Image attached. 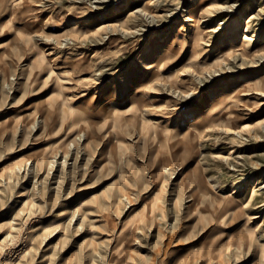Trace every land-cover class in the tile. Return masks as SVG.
I'll use <instances>...</instances> for the list:
<instances>
[{
  "label": "rangeland",
  "instance_id": "1",
  "mask_svg": "<svg viewBox=\"0 0 264 264\" xmlns=\"http://www.w3.org/2000/svg\"><path fill=\"white\" fill-rule=\"evenodd\" d=\"M169 1L0 0V264H264V0Z\"/></svg>",
  "mask_w": 264,
  "mask_h": 264
},
{
  "label": "bare ground",
  "instance_id": "2",
  "mask_svg": "<svg viewBox=\"0 0 264 264\" xmlns=\"http://www.w3.org/2000/svg\"><path fill=\"white\" fill-rule=\"evenodd\" d=\"M133 1V0H132ZM140 1V0H139ZM142 2H141V7H140V9H138L136 12H137V14L138 13H142V14H144V15H150L151 13H149L150 12V8H149V6L151 5V0H141ZM164 1V0H163ZM171 1V0H170ZM169 1V2H170ZM189 1V0H188ZM219 1V0H218ZM70 2V1H69ZM72 2V1H71ZM78 2V1H77ZM76 2V3H77ZM158 2V1H157ZM190 2V1H189ZM188 2V3H189ZM260 2V1H259ZM258 2V3H259ZM173 3V2H172ZM155 4V3H154ZM190 4V3H189ZM51 5V4H50ZM236 5V4H235ZM257 5V4H256ZM42 6V5H41ZM154 6V5H153ZM168 6V5H167ZM207 6V5H206ZM3 7V6H2ZM45 7V6H44ZM72 7V6H71ZM155 7H156V5H155ZM40 8V7H39ZM187 8V7H186ZM194 8V7H193ZM215 8V10L216 9H221V8H224L223 6H221V5H215V6H212V7H207V9H200L199 10V12L195 15V14H193V15H190L189 17H187V21L186 22H189V26H191V27H195L194 29H193V31H192V33L190 34V36H189V39L190 40H192V42L193 43H195V46L196 47H199V43H200V41H201V39H202V35H203V32H204V30H200V22H201V18H203V16H201L202 14H204V13H209V12H211L213 9ZM33 9V8H32ZM6 10V9H5ZM43 10V9H42ZM173 10V9H172ZM194 10V9H193ZM261 10V9H260ZM259 10V11H260ZM186 11V10H185ZM191 11H192V9H191ZM263 11V10H262ZM57 12V11H56ZM134 12V11H133ZM132 12V13H133ZM190 12V11H189ZM184 13V12H183ZM119 14V13H118ZM136 14V15H137ZM172 14V13H171ZM253 14V13H252ZM7 15V14H6ZM159 15V14H158ZM258 15H260V14H258ZM3 16V15H2ZM152 16V15H151ZM218 16V15H217ZM216 16V17H217ZM154 17V16H153ZM157 17V16H156ZM155 17V18H156ZM162 17V16H161ZM175 17V16H174ZM181 17V16H180ZM205 17H207V16H205ZM213 17V16H212ZM215 17V16H214ZM223 17H225V16H223ZM229 17V16H228ZM232 17V16H231ZM254 17V16H253ZM133 17H131V19H132ZM137 18V17H136ZM150 18V17H149ZM154 18V19H155ZM159 18V17H158ZM176 18V17H175ZM185 18V17H184ZM240 18V17H239ZM60 19V18H59ZM67 19V18H66ZM81 19V18H80ZM79 19V20H80ZM151 19V18H150ZM230 19V18H229ZM142 20V19H141ZM145 20V19H144ZM177 20V19H176ZM175 20V21H176ZM215 20H216V18H215ZM228 20V19H227ZM61 21V20H60ZM64 21V20H63ZM125 21V20H124ZM184 21V20H183ZM75 23H73V26L71 27V30H77L78 29V23H76V21H74ZM83 22V21H82ZM85 23V22H84ZM128 23V22H127ZM126 23V24H127ZM138 23H139V21H138ZM142 23V22H141ZM140 23V24H141ZM149 23V22H148ZM182 23V22H181ZM184 23V22H183ZM113 24V23H112ZM134 24V23H133ZM146 24V23H145ZM206 24V23H205ZM204 24V25H205ZM210 24V23H209ZM220 24V23H219ZM108 25H110V24H108ZM117 25V24H116ZM128 25V24H127ZM223 25V24H222ZM252 25V24H251ZM45 26V25H44ZM129 26V25H128ZM181 26V25H180ZM246 26V25H245ZM108 27V26H107ZM202 27V26H201ZM104 28V27H103ZM137 28V27H136ZM182 28V27H181ZM203 28V27H202ZM221 28H223V26L221 27ZM230 28V27H229ZM254 28V27H253ZM219 29V28H218ZM142 30V29H141ZM144 30V29H143ZM235 30H236V28H232V29H229V33L231 32V31H234L235 32ZM252 30H254V29H252ZM124 31V30H123ZM136 31V30H135ZM134 31V32H135ZM157 31H158V29H157ZM186 31V30H185ZM213 31V30H212ZM215 31H216V29H215ZM240 31V30H239ZM98 32V31H97ZM106 32V31H105ZM120 32V31H119ZM137 32H138V30H137ZM141 32V31H140ZM168 32V31H167ZM173 32V31H172ZM228 32V31H227ZM243 32H248V26L243 30ZM251 32V31H250ZM93 33H94V31H93ZM164 33V32H163ZM185 33V32H184ZM137 34V33H136ZM253 34V33H252ZM36 35V34H35ZM128 35V34H127ZM138 35V34H137ZM232 36L234 35V33L233 34H231ZM237 35H239V34H237ZM109 36V35H108ZM129 36V35H128ZM84 37V36H83ZM125 37V36H124ZM166 37V36H165ZM185 37V36H184ZM81 38V37H80ZM89 38V37H88ZM186 38V37H185ZM232 37L231 36H228L227 37V40H225V42H231L232 40H230ZM166 39V38H165ZM178 39V38H177ZM210 39V38H209ZM212 39V38H211ZM64 40V39H63ZM96 40V39H95ZM48 41V40H47ZM113 40H111V42H112ZM158 41V40H157ZM242 43H241V45H239V46H234V47H232L231 48V50H234V52H236L237 53V51H239V50H244V45H245V43L246 42H248V41H252V37H248V36H246V34H242V36H241V40H240ZM84 42V41H83ZM162 42V41H161ZM160 42V43H161ZM168 42V41H167ZM176 42V41H175ZM207 42V41H206ZM20 43V42H19ZM47 43V42H46ZM152 43V42H151ZM164 43V42H163ZM210 43V42H209ZM49 44V43H48ZM68 44V43H67ZM67 44H65V45H67ZM57 45V44H56ZM108 45H109V43H108ZM155 45V44H154ZM190 45V44H189ZM201 45V44H200ZM204 45V44H203ZM247 45V44H246ZM156 46V45H155ZM178 46V45H177ZM109 47V46H108ZM149 47V46H148ZM173 48V47H172ZM111 49V48H110ZM171 49V48H170ZM158 50V49H157ZM230 50V49H229ZM52 51V50H51ZM116 51V50H115ZM170 51V50H169ZM46 52V51H45ZM50 52V51H49ZM109 53V52H108ZM114 53V52H113ZM156 53V52H155ZM50 54V53H49ZM182 54V53H181ZM253 54V53H252ZM235 55V54H234ZM239 55V54H238ZM240 55H242V56H245V57H250V55H248V53H245V52H243V53H241ZM186 57V56H185ZM217 57V56H216ZM215 57V58H216ZM111 58H113V57H111ZM116 58V57H115ZM178 58V57H177ZM245 59V58H244ZM115 60V59H114ZM240 60V59H239ZM247 60V59H246ZM217 61H218V59H217ZM243 61V60H242ZM75 62H77V61H75ZM72 63V62H71ZM202 63V62H201ZM204 63V62H203ZM251 63V62H250ZM139 64V63H138ZM184 64V63H183ZM226 64V63H225ZM236 64V63H235ZM241 64V63H240ZM204 65V64H203ZM216 65V64H215ZM74 67V66H73ZM192 67H194V66H190V68H192ZM201 67V66H200ZM148 70H152L153 68H154V63H151L150 65H148ZM177 69V68H176ZM185 70H186V68H185ZM195 70H196V67H195V69H193L192 71H194L195 72ZM231 70V69H230ZM177 71V70H176ZM188 72H191V69L190 70H187ZM197 71V70H196ZM178 72H179V70H178ZM183 72V71H182ZM106 73V72H105ZM206 73V72H205ZM223 73H224V71H223ZM126 74V73H125ZM135 74H136V72H135ZM182 74V73H181ZM181 74L179 75V73H178V75L181 77ZM202 74V73H201ZM3 75V74H2ZM1 75V76H2ZM120 76V75H119ZM190 76V75H189ZM214 76V75H213ZM2 78H4V76L2 77ZM121 78V77H120ZM206 79V78H205ZM154 80L155 79H151V80H149V82H148V84H147V86L150 84H152L153 82H154ZM172 81V80H171ZM169 82V81H168ZM158 84V83H157ZM166 84V83H165ZM171 85V84H170ZM236 88V87H235ZM106 90V89H105ZM144 90V89H143ZM45 91V90H44ZM168 91H170V89L168 90ZM173 92H175V91H173ZM229 92V91H228ZM236 92V91H235ZM235 92H234V95H235ZM263 92V91H262ZM194 93V92H193ZM134 94V93H133ZM174 94V93H173ZM264 94V93H263ZM102 95V94H101ZM161 95V94H160ZM256 95V94H255ZM162 96V95H161ZM157 97V95L155 96V98ZM172 97V96H171ZM220 97V96H219ZM230 97V96H229ZM51 98V97H50ZM178 99V98H177ZM217 99V98H216ZM55 100V99H54ZM112 100V99H111ZM116 100V99H115ZM164 100V99H163ZM51 101V100H50ZM125 101V100H124ZM123 102V101H122ZM141 103V102H140ZM212 103V102H211ZM216 103V102H215ZM239 103V102H238ZM237 103V104H238ZM146 104V103H145ZM209 104V103H208ZM213 104V103H212ZM218 104V103H217ZM221 104V103H220ZM222 105H224V104H222ZM49 106V105H48ZM51 106V105H50ZM53 107H54V105H52ZM102 106V105H101ZM179 106V105H178ZM220 106V105H219ZM223 107V106H222ZM234 107V106H233ZM154 108V107H153ZM152 108V109H153ZM102 109V108H101ZM100 109V110H101ZM145 109V108H144ZM166 109V108H165ZM115 110V109H114ZM124 110V109H123ZM149 110V109H148ZM107 111V110H106ZM105 111V112H106ZM116 111V110H115ZM125 111V110H124ZM167 111V110H166ZM117 112V111H116ZM122 112V111H121ZM142 112V111H141ZM117 113H119V112H117ZM144 113H146V112H144ZM153 113H155V111H152V112H150L149 114H153ZM171 113V112H170ZM128 114V113H127ZM131 114V113H130ZM210 114H213V113H210ZM50 115V114H49ZM52 115V114H51ZM50 115V116H51ZM109 115V114H108ZM146 115V114H145ZM144 115V116H145ZM197 115V114H196ZM205 115V114H204ZM140 116H143V115H140ZM169 117V116H168ZM152 118V117H151ZM260 119V118H259ZM262 119V118H261ZM261 119H260V121H261ZM41 120H42V118H41ZM155 120V119H154ZM192 120V119H191ZM199 120V115L198 116H194V122H197ZM258 121V120H257ZM257 121H256V123H257ZM142 122V121H141ZM194 122H192V123H194ZM34 123H35V121H34ZM86 123V122H85ZM140 123V122H139ZM255 123V124H256ZM149 124V123H148ZM259 124V123H258ZM39 125V124H38ZM42 125H44V124H42ZM31 127V126H30ZM44 128V127H43ZM127 128V127H126ZM214 128V127H213ZM32 129V128H31ZM181 129V128H180ZM183 129H185V128H183ZM213 130V129H212ZM216 130V129H215ZM184 131V130H183ZM182 131V132H183ZM226 131H227V129H226ZM240 131V130H239ZM194 132V131H193ZM215 132V131H214ZM250 132V131H249ZM87 133V132H86ZM216 133H217V131H216ZM241 133V132H240ZM239 133V134H240ZM196 134V133H195ZM232 134H234V133H232ZM243 134V133H242ZM206 135H207V133H206ZM227 135V134H226ZM245 135V134H244ZM243 135V136H244ZM162 136V135H161ZM173 136V135H172ZM195 136V135H194ZM210 136V135H209ZM217 136V135H216ZM89 137V136H88ZM219 137V136H218ZM198 138V137H197ZM163 139V138H162ZM161 139V140H162ZM173 139V138H172ZM209 139V138H208ZM211 139V138H210ZM236 139V138H235ZM242 139V138H241ZM158 141H159V139H157ZM171 141V140H170ZM203 141V140H202ZM242 141V140H241ZM165 142V141H164ZM199 142V141H198ZM192 143H194V142H192ZM191 145V144H190ZM192 146V145H191ZM194 146V145H193ZM101 147V146H100ZM176 147V146H175ZM177 149V148H176ZM180 149V148H179ZM175 152H176V150H175ZM182 152H183V150H182ZM173 153V152H172ZM230 153V152H229ZM175 154V153H174ZM177 156V155H176ZM228 156V155H227ZM217 157V156H216ZM223 157V156H222ZM213 158H214V156H213ZM219 158V157H218ZM228 158V157H227ZM218 160V159H217ZM221 160V159H220ZM227 160V159H226ZM230 160V159H229ZM233 160V159H232ZM170 161H171V159H170ZM253 164H255L254 162H253ZM233 165V164H232ZM242 165V164H241ZM248 165V164H247ZM190 167V166H189ZM191 173V172H190ZM193 178V177H192ZM260 186V185H259ZM254 190V189H253ZM237 191V190H236ZM108 192H109V190H108ZM197 194H198V192H197ZM206 194V193H205ZM125 197V196H124ZM123 197V198H124ZM253 197V196H252ZM256 197V196H255ZM86 199V198H85ZM125 200V199H124ZM84 201V200H83ZM82 201V202H83ZM190 201V200H189ZM251 202H252V199L250 200ZM103 205V204H102ZM170 205V204H169ZM194 205V204H193ZM246 205H248V204H246ZM250 205V204H249ZM195 206V205H194ZM197 207V206H196ZM229 207V206H228ZM252 207V206H251ZM80 209V208H79ZM196 209H198V208H196ZM246 210H248V207H247V209ZM230 211H231V209H230ZM80 212H81V210H80ZM204 212V211H203ZM202 212V213H203ZM74 213V212H73ZM231 213V212H230ZM229 214V213H228ZM232 214V213H231ZM73 215V214H72ZM211 215V214H210ZM74 216V215H73ZM72 216V217H73ZM207 218V217H206ZM232 221V220H231ZM260 224V223H259ZM258 227H259V225H258ZM258 229V228H257ZM256 230V229H255ZM263 243V242H262ZM235 247V246H234ZM250 247V246H249Z\"/></svg>",
  "mask_w": 264,
  "mask_h": 264
}]
</instances>
